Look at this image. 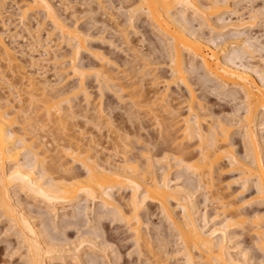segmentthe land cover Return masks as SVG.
I'll use <instances>...</instances> for the list:
<instances>
[{
  "label": "bare ground",
  "instance_id": "6f19581e",
  "mask_svg": "<svg viewBox=\"0 0 264 264\" xmlns=\"http://www.w3.org/2000/svg\"><path fill=\"white\" fill-rule=\"evenodd\" d=\"M131 1L122 0L120 4L124 5V2L129 4ZM206 1L207 3L204 6L199 3V0H133L132 4H129L130 6L125 7L129 11L126 22L124 23L123 21L121 23L113 16L112 9L115 6L113 5L114 7L110 9L112 12H108L105 10L103 0H89V2L80 4L78 7L65 4L64 0H60L57 7L53 0H0V9L2 10L10 2L12 6H16L15 14L18 16L19 24L31 40L28 45L30 47L15 43V37L18 34H13L9 28V23H1L0 74L2 70L3 72L8 71V74L14 70L13 72L16 71L18 74V79L12 78V80L17 81V83L14 82L15 85L11 84L8 78L0 76V85L7 90L5 95H0V214L16 228V237L20 238L21 244L25 245V264H50L48 257L54 246L47 239L48 233L45 231L48 229L47 225L43 230L36 227L34 222L30 220L31 213L27 211V203L24 204L16 197V190H11L14 188L20 190L33 202L42 205L39 214L37 213L40 217L50 215L52 220L57 218L60 205L73 203L80 205L81 207L73 208V214L71 213L72 219L77 220L78 217H84V219L86 218L85 216L89 215L93 217L95 214V203H99V206L111 214L113 220L125 226L128 232L132 233L133 244L139 252L137 255L139 258L140 255H143L141 256L142 258L144 255L147 256L146 252V254H141L143 253L141 248L149 245V236L141 232V220L138 216L141 211L147 209V203L158 205L165 221L177 233V243L180 246V250L174 254L178 255L180 253L184 259L182 264H249L245 256L243 258L241 256L242 259L239 256L237 258L235 255L233 256L230 251L232 246L229 245L232 240L231 229L235 226L244 227V225L251 227L250 230L253 235L251 236L254 237L255 246H257L264 257V223H258L261 216L258 213L254 215L248 213L250 215L248 217L245 214L246 212L243 213L241 211L246 201L264 205V164L263 156L259 149L260 136H258L257 132V127L264 126L261 118L262 114H264V44L260 40L248 37L245 33L246 29L253 27L254 17L245 21L238 16L235 21L225 22L221 19L223 14L230 13L237 16L236 11L230 9L228 0ZM91 3L94 4L92 5ZM61 8H64V12H69L70 16H74L75 13H79L83 17L88 16L87 19L91 20L93 25L97 24L99 20V17L95 18V15L103 13L114 32L119 34V39H123V42L125 41L128 44H131L128 36V32L131 31H128V28L133 26V18L144 15L154 25L159 35L163 36L164 42L168 41L169 45H167L166 56H164L165 60H168L167 62L163 56L154 58L155 54L149 53V50L148 52L144 51L145 54L142 53V50L141 53L137 52L140 54L137 58L142 62V65L138 66L137 64L140 62L136 63L134 61V68L137 66L139 69L140 66H143L145 69L141 67V70L144 69V72L142 71L141 75V71L136 68V71H139L137 74H140V76H137V74L132 75L136 73L132 65L130 71L133 73L130 75L122 74V83L118 85L119 90H116L122 91L121 93L123 91L127 92L125 96L129 100L127 104L129 108L125 112L128 113L129 122L131 120L132 122L138 121L139 112L143 114L146 111L149 117L146 116L145 118H148V121L149 118L150 120L152 119L155 124L159 125L158 129L162 125V127H165V132H169V135L170 132H173V134L177 133V136L171 134L176 137L175 139H169L172 136L170 135L169 137L167 135L169 141H166L172 142L173 140V142L166 145L172 147L169 144H175L172 147L173 149H171L165 145L167 142L164 141V137L167 139V133H163L164 130L162 132L161 128L158 130V134L162 133L165 135L162 137L166 146L165 150L173 151V156H170L171 152L170 154L168 153L169 155L164 152L165 155H163L160 162L170 163L171 159L174 160V166L180 167L179 169H183L191 175L188 181L183 184L174 183L168 177V170L171 168L169 169L167 164H165L167 167L165 166L166 169H163L162 175L160 177L156 176V172L153 171L156 159L154 158L153 160L151 158L150 151H147L149 156L147 153L146 155L143 154L142 151L144 150L139 153L140 156H137V158H129L127 156L123 147L127 146L129 137L134 136L136 138L132 139H135L139 144V141L142 140L140 139L139 129L142 130L141 127L143 126L136 129L134 128V122H131L130 128L124 125L115 126L110 117L108 119L104 118L107 117V114L104 115V108L101 107L103 106V103L101 104L103 96V87L101 88V85L106 87L110 84L109 86H112L110 88H114L118 84L116 82L118 81L116 80L117 77H115L117 72L115 73L116 75L114 73L111 75L109 71L111 72L114 69L116 71L119 66L117 67L111 59L100 52L92 54L96 60L94 65H77L76 61L80 53L87 50L88 37L77 27L69 26L66 22L67 18H62L59 13ZM188 9L193 15H200L204 19L201 25L206 24L211 32H214L215 28H217L218 31L216 30L215 33L218 38L215 40L210 38V40L197 34L191 28L189 16L187 15ZM38 11H43L42 17H39L42 20L37 22L36 27L32 28L29 23L30 16L33 15L36 18L35 15H37L36 12ZM211 17L216 18L214 20ZM210 19L214 20V24L221 23L220 26L217 27L208 23L207 20ZM46 21L50 22V27L45 26V28L48 27L45 30L44 23ZM102 25L105 26V23H102ZM43 29L47 38L44 39L45 43L42 45L41 41L43 39L40 32ZM229 30L232 31L230 32ZM46 39L49 40L47 41ZM125 42L124 44H126ZM61 44L68 48L65 52H61L63 50L60 48ZM37 47H40L43 53L38 58L33 57L31 53L30 55L27 54L29 60L26 61L24 52L30 50V52H34ZM154 51L152 52L155 53ZM184 52H187L193 60H199L201 68L213 80L218 82L219 88L225 91L224 95L232 97L236 94L242 95L244 103L242 113L241 115L237 113L239 111L235 113L239 115L237 118L239 123H241V126H239L241 131V153L233 149L235 142L230 139L231 134L229 131L233 124L225 125L218 117L215 116V118L212 115L209 108L196 101L185 76L188 72L184 60ZM222 56L224 57L222 58ZM257 56L263 67L248 65V63L246 65V61H253ZM135 60L137 59L135 58ZM43 61L50 62L56 69V75L58 74V76L54 82L44 77V73H40L39 69L32 70L33 66L41 64L40 62ZM124 63L126 64V62ZM105 67H113L114 69L109 70V68ZM165 67L167 74L163 75L160 70ZM189 68L191 72L195 70L193 61L189 63ZM254 74L257 75V78ZM67 77H69L68 79L75 78L76 84L68 86V88L64 86L65 90L60 84ZM88 77H94L95 82L97 81V84H100L98 88L101 89L99 90L100 98L97 96L100 102L98 101V104L95 103L96 105L92 104L93 108H89L91 106L90 101L93 99L85 88V79ZM144 77H149L150 83L147 82L151 89L154 88V94L150 92V87H146L149 91L144 89L145 85H142V82L144 81L143 83H145L146 81ZM206 82L207 80L203 79L201 86L204 87ZM56 84L61 87L56 89ZM178 84L186 89V95L184 96L183 94V97L180 95L181 92H169L172 86L177 87L179 91ZM17 85H22L23 88L20 87V89L26 90L25 93H27V98L29 99L27 101L28 104L23 105V100L13 94L18 87ZM136 86H139V88ZM155 88H160V90ZM116 90L114 92L117 93ZM80 95L84 96L82 100H85V108L83 111L79 109L73 111L74 106L71 103ZM35 101L44 103L41 108L43 117L46 116L45 118L50 123L57 125L62 134L65 129H70L72 125L83 124L81 129L77 125L78 131L75 127L77 131L75 135L69 136L70 133L68 135L64 133V135H67L68 141H65L67 144L65 143L63 152L61 151L62 155L64 154L73 162V165H79L81 171L73 168L70 164L68 165L69 162H60L59 160L62 158L56 159V157H53L55 159L53 160L52 158L50 162L45 161V156H42L43 159H41V152L38 149H44L47 144L45 142L43 145L42 142L44 141L39 142L42 137H38V132H44L46 126L43 125V127L41 125L42 122L37 115L38 112L34 110L35 107H38L35 105ZM124 102L121 101L125 105ZM76 105L78 106V104ZM33 106L35 107L33 108ZM106 108L109 109V106ZM144 108H146L144 112L143 110L141 111ZM80 109L82 108L80 107ZM259 113L261 114L259 115ZM258 119L262 120L258 121ZM140 120L142 119L140 118ZM87 125H90V128L97 133L107 128L108 134L115 135L110 147L114 154L108 153L112 152L108 150L107 154L104 155L106 148H102L101 144L95 140L96 138L94 139L93 133L90 134L92 137L86 139L83 134L87 132L84 131L83 133L82 129L83 127L86 128ZM105 139L108 138L105 136ZM43 151L42 154L47 152V150L46 152ZM26 152L31 154L33 162H35L34 165L30 164L29 160L31 159L26 160V156H24ZM116 153L122 154L118 162L113 161L118 156ZM139 159L144 162H139ZM158 162L156 161V164L160 165ZM5 163L8 164V168H6ZM35 166H38L37 169L39 170ZM215 173L217 177L219 173H238V177L235 178V182L227 180L224 185L220 179L219 182L217 181L218 178L215 177ZM230 183H235V185L239 183L237 184V186H240L239 191L227 192V189L231 187ZM249 187L253 188V193L250 194L249 199L238 200L240 195L243 196L242 193L244 191L247 192L250 189ZM202 188H205V190L206 188L209 189L213 203L219 204L221 213L218 216L223 215L222 220L214 217V220H212L211 218L210 220L213 222L210 227H208L209 216L207 217L205 213H202L203 215L198 214L199 208L194 198V191ZM124 189L129 190V196L125 198L122 197ZM87 202L92 203L93 208L87 205ZM102 215H105V213ZM86 222L91 223V220L87 219ZM209 223L211 224V222ZM97 237L95 236L93 239ZM93 239L91 241L88 240V243L95 247ZM82 242L81 244H83ZM158 243L160 245L158 244L156 252L153 251L152 254L155 255L157 253L160 255L156 254L158 257L152 256L155 259L150 264H169L168 256L170 257L173 254L166 250L167 243L165 244L163 240L158 241ZM147 247L149 248V246ZM104 248L106 249V247L102 249ZM104 250L103 252H105ZM149 256H151V253H149ZM146 260L149 261L147 258L142 264H147ZM91 264L95 263L91 261Z\"/></svg>",
  "mask_w": 264,
  "mask_h": 264
},
{
  "label": "rangeland",
  "instance_id": "374dc122",
  "mask_svg": "<svg viewBox=\"0 0 264 264\" xmlns=\"http://www.w3.org/2000/svg\"><path fill=\"white\" fill-rule=\"evenodd\" d=\"M59 1L60 0H53V2L56 4V7L59 5ZM103 1L105 4L104 6H105L106 11L110 12L111 11L110 9L115 6L114 9L116 8L117 10L112 9L113 12L111 11L113 13V16L115 18H117V20H119L121 23L123 21H124V23L126 22L127 14H129L128 13L129 11L125 7H128L129 4H132L133 0L129 4H128L129 1L126 3L124 2V5L120 4V1H122V0H110V1L109 0H103ZM64 2H65V4H69V6L72 5V6L78 7L80 4H83L85 2H89V0H64ZM199 3L205 6L207 1L206 0H199ZM228 3L230 5V9L236 11L237 16L230 14V13H225L221 16V19L224 20L225 22L230 21V20L235 21L238 19V16H240V19L248 21L252 17H254L253 20H255V22H253V24L251 22L253 27L246 29L245 33L248 37L260 40V42L264 44V0H228ZM91 4L93 5L94 3H91ZM120 5L123 7L121 8ZM10 6H12L11 2L7 3L4 6L3 10L0 9V30H1V23L2 24L3 23H9L10 24L9 28L11 29L13 34L14 35L18 34V36L15 37V40H16L15 43H18L19 45H23V46H28L30 44L31 40L29 39V36H27L26 32L22 29L21 25L19 24L18 16H16V14H15V12H16L15 7L16 6H12V8H10ZM63 10H64V8L63 9L61 8L59 13L61 14L62 18H67L66 22L69 24V26L77 27L84 35H87V37H88V39L86 38L88 40L87 48H86L87 52L83 51L80 53V55L76 61L77 65H79V66L80 65H83V66L94 65V63H96V60H95L94 56H92V54L100 52V53H103L104 55H106L109 59H111V61L114 62L117 67L119 66L118 67L119 69L118 70L116 69V71L113 67H111V68L105 67V68H109V70L114 69L111 72L108 70L111 75H113V73L115 74L117 72V75L115 74L116 75L115 77H117L116 80H118V81H116V82H118V84L115 83L117 85H115L114 88H110V87H112V86H109L110 84H108L106 87L101 85V88L103 87V89H102L103 96L101 98V101H102L101 104L103 103V106H101V104H100V106L104 108V115L107 114V117H104V118L108 119V117H110L111 121L114 123L115 126L116 125H124L127 128H130L129 126L131 125L132 120L129 122L128 115H127L128 113L125 112L128 110L127 108H129V106L127 105L129 103V100L125 96V94L127 92L123 91V93H121L122 91L121 92L118 91L119 90L118 85L122 83V80H121L122 74L130 75L133 73L130 71V68H132L133 64L135 65L134 61H136V63L140 62L137 58L140 54H138L137 52L141 53V50L143 51L142 52L143 54H145V52H148V50H149V53H152L153 55L155 54L154 58H156L158 56H161V57L166 56V48L168 47L167 45H169L168 41L164 42L163 36L159 35V33L157 32L154 25L144 15L133 18V22H132L133 26H131L132 28L131 27L128 28V31H131V32H128V34H129L128 36H129V40H130L131 44H128L124 41L128 45L127 46L126 44H124L123 39H119V34L114 32L109 21H107L108 19L105 16H103V13L101 14L98 12L99 14H96L98 16L95 15V18L99 17L98 18L99 24L97 23V24L93 25V23H91L92 21L87 19L88 16L83 17V16H80L79 13L78 14L75 13L74 16L73 15L70 16L69 12H67V11L64 12ZM38 12H36V14L38 15V16L35 15L36 18L33 15L30 16L29 23H30V26L32 28H34V26L36 27L37 22L42 20V18H39V17H42L41 14H43V11H38ZM108 12H106V13H108ZM190 12L191 11L188 9L187 15L189 16L190 25H191V28H193L197 34H199L203 38L205 37V39L211 38V39L215 40L218 38L216 33H215L216 30L218 31L217 28H215L214 32H211L210 29L206 26V24L201 25V23H203L202 21L204 19L200 15L199 16L193 15ZM100 16H103L104 18L100 17ZM80 17H82V18H80ZM215 18L213 17L212 19L215 20ZM212 19L207 20L208 23H210L211 25L212 24L216 25L217 27L220 26L221 23L218 22V23L214 24L213 23L214 20H212ZM101 21H103V22H101ZM45 23H44V28H45V26L50 27L49 21H46ZM102 23L103 24L105 23V26H107V25H110V26L105 27L104 25H102ZM48 27L45 28V30L48 29ZM111 30H113V31H111ZM41 31L42 32H40V35H41V38L43 39V41H41V44L43 45L45 43L44 39L47 38V35H46L44 29ZM229 31L231 32L232 30H229ZM230 32H229V34H230ZM88 34H89V36H88ZM46 40L48 41L49 39H46ZM10 41H11V39H10ZM132 44H134V45H132ZM28 47H30V46H28ZM128 47H130V48H128ZM60 48L63 49L61 52H65V50L68 49L63 44H61ZM88 48H89V51H88ZM30 51L24 52V59L26 61L29 60L28 55H30V53L33 57L35 56L36 58H38V56L43 53V51L40 47H37L34 50V52L33 51L30 52ZM152 51H154L155 53H153ZM160 53H161V55H160ZM146 54H148V53H146ZM183 54H184V60H185L186 67H187L186 69L188 72L185 74V76L187 77L188 85H190V88L193 91V94H194L196 101L204 104L207 108H209L210 112H212V115L214 117L215 116L218 117V119L221 120L225 125L233 124L232 128L230 127L231 129L229 131L231 134L230 139L233 142H235V146L233 147V149L236 152L241 153V148H242L241 142H240L241 131L239 129L240 128L239 126H241V123H239V119L237 117L239 115H241L242 108L244 107L242 95L236 94L234 97L229 96V95H224L225 91H223V89L219 88V85H217L218 82L213 80V78H211V76H209L201 68V66L199 64V60H197V59L193 60V58H191V56L188 55L187 52H184ZM223 57L224 56H222V58ZM44 58H46V57H44ZM135 58L138 61L135 60ZM164 60H165V57H164ZM191 60L193 61V65H195V70L192 71L193 73L191 72V70L189 68V63L192 62ZM165 61L167 62L168 60L166 59ZM124 62H126L127 65ZM40 63L41 64L33 66L32 70L39 69L40 73H42V74L44 73L43 74L44 77H46L48 80L54 82L58 76V74L56 75V69H54L53 65L50 62L43 61ZM141 63L142 62L138 63L137 65L138 66L142 65ZM245 63H246V65L248 63V65L249 64L252 66L256 65V67L259 65V67H263L260 60H258V56L255 57V59L253 61H246ZM134 65H133V68H134ZM135 67L137 68V66H135ZM141 67H143V66H140V68L139 69L137 68V69L139 71H141L140 74L142 75V71L144 72L145 67H143L144 69L142 68L143 70H141ZM136 68H134V72L137 70ZM139 71H136V73H134L132 75L137 74V72L139 73ZM160 71H162L163 75L167 74L166 67L161 69ZM7 72L8 71L3 72V70H2L0 76L2 75L3 77L8 78L9 79L8 81H10L11 84L17 83V81H14L15 78L18 79L17 78V76H18L17 72L16 71L13 73L9 72V74ZM140 74L139 75L137 74V76H140ZM160 74H161V72H160ZM254 76L257 78V75L254 74ZM12 78H14V79L12 80ZM68 78L69 77H67L66 79H64L63 82H61L60 85L63 88H64V86H65V88H68V86H72L73 84H76L75 78H72V79L71 78L68 79ZM203 79L205 81L207 80V82L204 83L205 84L204 87L201 86V84H203ZM144 80H146V81H145V83H143L144 82L143 81L142 85H145L144 89H146V87H150L148 84L149 77L148 78L144 77ZM199 81H202V82H199ZM99 85L97 84V81L95 82L94 77H88L85 79L86 92L89 93L90 97L93 99V100L91 99L92 101H90L91 106H89V108H93L92 104L96 105L100 102L98 100L100 98L99 90H101L100 88H98ZM138 85L142 86L141 84H138ZM61 86H59V84H56L55 88L58 89ZM117 86H118V88H117ZM20 87H22V85L18 86L16 88V90H14L13 94L15 96H18V98H20V100L21 99L23 100L22 101L23 105L28 104L27 101H29V99L27 98V93H25L26 90L24 91V89L22 90L23 87L21 89H20ZM136 87L139 88V86H136ZM178 88H179V91L177 90V87L172 86V87H170L169 92H176V93L181 92L180 95L182 96L184 94V96H185L186 95V89L180 84H178ZM114 89L115 90L118 89V90H116L117 93L114 92L115 91ZM153 89H151V87H150V92L152 94L155 93V92H153L154 91ZM155 89L160 90V88H155ZM128 90H130V89H128ZM146 90L149 91L148 88ZM6 93H7L6 88L4 89L0 85V95H5ZM116 94L117 95L120 94V95L117 96ZM118 97H120L121 99ZM83 98H84V96L82 97L80 95L74 101H72L71 104L74 106L72 109L73 111L74 110L76 111L78 109L83 111V109L85 108V104H84L85 100L83 101L82 100ZM24 99H25V101H24ZM179 100H181V99H179ZM121 101L122 102L125 101L124 103L126 106L123 103H121ZM91 102H93V103H91ZM42 104H44V103L43 102H41V103L36 102L35 105L38 107L33 106V108L35 107L34 110L35 111L37 110L36 112H38L37 115H38V117H40L39 119H41L40 120L42 122L41 125L42 126L45 125L47 127V128L45 127L44 132L42 131L44 134L41 131H40L41 133L38 132V137L39 138L42 137L39 140V142L44 141V142H42V144L45 142H46L45 144H47L46 145L47 147L44 146L46 148L47 152H46V150H44L45 148L42 150L38 149L41 152V159H43L42 156L43 157L45 156L44 157L45 161L47 160V162H50L53 157H56V159L62 158L59 160L60 162H65V161L67 163L69 162L68 165L70 164L73 166V168L77 169L78 171H81L79 165H77V164L73 165L72 164L73 162H71L70 159H68V157L64 156V154L62 155V152H63L62 150H63V147L65 146V143H66L65 141H68L67 135L69 133H70L69 136L72 134L75 135L76 132L78 131L77 125H78V128L81 129L83 124L78 122L79 124H77V125L75 124L76 126L72 125L71 128L68 126L70 129L67 128V129H65V131L62 130L63 131V134H62L60 129H58L57 125L52 124V122L50 123V121L45 118L46 116L43 117L44 116L42 114L43 110L41 109ZM76 104H78V106ZM108 106H109L110 110L106 108ZM80 107L82 109H80ZM145 109L146 108L141 109V111L143 110V112H144ZM122 110H123V112H122ZM237 111H239V112H237ZM236 112L239 115L235 114ZM109 113L112 115H110ZM140 113L141 112H139L140 116H138L139 122L133 121L135 123L134 124L135 126L133 124H132V126H134V128H136V129H139L141 126H143V127H141L143 131L141 129H139V134L141 137L140 139H142L143 141L140 140L139 144H138L135 141V139L134 140L132 139L135 136L129 137V139H128L129 141L127 143V146L125 148L123 147V149L126 150L127 156L129 158H132V157L137 158V156H140L139 153L142 150H144V151H142L143 154L146 155V153H147L148 156L150 154V156H151V158H153V160H154V158L156 159L154 161L155 167H153L154 168L153 171L156 172L155 173L156 176L160 177L162 175L163 169H166V167L168 165L169 169L171 168L170 170H168V173H169L168 177L174 183L183 184L186 181H188L191 178V177H189L191 175L188 174V172H186L185 170L179 169L180 167L178 168L177 166H174L175 165L174 160L171 159L172 161L170 160L169 161L170 163H165V162L161 163L160 162L161 159L163 158V155H165V154H168V153L170 154V152H171L170 156H173L172 155L173 151L165 150L166 146H167V148L173 149L172 147H174L173 145H175V144H169V146L172 145V147L171 146L168 147V145H166L168 143L173 142V140H172V142L171 141L167 142V141H169L168 137H167V135H169L168 134L169 132H165V127H162V125H160L161 131L163 132V130H164L163 133H165V134L167 133L166 134L167 139L164 137L165 136L164 134L161 133L163 136L161 134H158L159 133L158 130L160 128L158 129L157 127H159V125L155 124L152 119H151L152 120L151 121L149 118V121H148V118L147 119L145 118L146 116H148L146 111L144 112L145 114L144 113L140 114ZM260 114L261 113H259V115ZM126 115H127V117H126ZM140 118L142 120H140ZM259 118H260V116H259ZM261 118L263 120L258 119V121L262 120L264 122V114H262ZM152 123H154V124H152ZM80 124H82L81 127H79ZM136 124H137V126H136ZM75 127H76L77 131H76ZM72 128L75 130H73ZM89 128H90V125H87L86 128L83 127L84 130L82 129L83 133H84V131L88 133V134L87 133L83 134L86 136V139L92 137V135H90V134L93 133L94 139L96 138L95 140L99 144H101L102 148H104V149L106 148V151L104 150L105 151L104 155L107 154L108 150L112 151V152H108V153L114 154L113 150H111L112 148L110 149V147L112 146V140L115 139V135L114 134H108L107 128L102 129L100 133H97V132L93 131V129H91V128L89 129ZM162 128H164V129H162ZM66 130H68V131H66ZM48 132H50V133H48ZM257 132H258V136H260L259 137V141H260L259 142L260 143L259 149H260L261 155L263 156V164H264V126L257 127ZM64 133L67 135H64ZM41 134L44 136H42ZM49 134H51V135H49ZM171 134L173 136H177V133L173 134V132H170V135ZM170 135H169V137H170ZM105 136L108 139H105ZM142 136H143V138H142ZM173 136L169 139H172V138L175 139L176 138ZM162 137H164V141L167 142V143H165L166 146L164 145V141H163ZM174 143H176V141H174ZM151 149H152V151H151ZM43 150L46 153L42 154ZM147 151L148 152L150 151L151 153L149 152V154H148ZM164 152H165V154H164ZM27 153L28 152H26V154L24 153V156H26V160L31 159V160H29L30 164L34 165L35 162H33L34 160L31 157V154L30 153L27 154ZM116 154L118 156L116 158H114L113 161L118 162V160H120V157H122V154L121 153H116ZM124 156H126V154H124ZM27 157H28V159H27ZM138 158H140V157H138ZM22 159H23V157H22ZM54 159L55 158H53V160ZM62 160H64V161H62ZM21 161H23V160H21ZM138 161L144 162L141 159H139ZM156 161H159L158 163L160 165L156 164ZM6 164L7 163H5V166H7L6 168H8V164L7 165ZM165 164H167V165H165ZM36 165H37V163H36ZM171 166H173V167H171ZM35 167H36V169L38 168V166H35ZM37 170H39V169H37ZM223 174H225V175H223ZM223 174H220V173L217 174L218 177L216 176V173L214 175H215V177L218 178L217 181L219 182V179H220L221 182H223L222 184H224V185L226 184L227 180L228 181L230 180L231 182L232 181L235 182V180H236L235 178L238 177V173H228V174L223 173ZM219 175H221V177H219ZM177 178H178V180H177ZM221 178L223 179V181ZM221 182H220V185H221ZM230 184H231V187L229 189H227L228 190L227 192H229V191L232 192L233 190L239 191L240 186H237V184H239V183H236V185H235V183H230ZM249 188L250 189L247 192L244 191V193H242L243 196L242 195H240V197L238 196L239 197L238 200H240V199H246L247 200V198L249 199L250 194L253 193V188H251V187H249ZM11 190H16V193L18 194V195L16 194V197L19 200H21V202H23L24 204L27 203L28 207H30V208L26 207L27 211L28 212L30 211L29 213H31V215H30L31 219L30 220L32 222H34V224L36 225V227L38 229L43 230L47 225L48 229L45 230L48 233L47 239L50 241V244L52 246H54L52 252L50 253V255L48 257V259L50 260V264H91V261L94 262L95 264H142V262L145 261V259H147V258L149 260V261L146 260L147 264H150L151 262L154 261V259H155L154 257H158L157 255H160L157 253H156L157 254L156 255L154 253L156 255L155 256L152 254V252L153 251L156 252V249H157L156 247H158L160 245L158 243V241H162V240L164 241L165 244L167 243L166 244V246H167L166 250L171 252V254H173L172 256L170 255V257L168 256V259H169L168 263L169 264H182L184 262V259L182 258L180 253L178 255L174 254L175 252L180 250V248H179L180 246L177 243L178 242L177 241L178 236L176 235L177 233L172 228V226L169 225V223L167 221H165L163 214H161V211L159 210V207L156 204L147 203V209L141 211L138 215L140 217V220H141V230H142L141 232L143 234H147V236H149L148 237L149 238L148 239L149 245H147V246H149V248L147 246L146 247L144 246L145 248L142 246L141 252H143V253H141V252L140 253L141 254L147 253L146 254L147 256H149V253H151V256H149L150 258L144 255V257H146V258L143 257L144 258L143 259L141 257L143 255H140V258H139V256H137L139 254V252L137 251V248H135V245L133 244L134 239H133L132 233L131 232L129 233L128 230L125 228V226H123L122 224H119V222H117L116 220H113V217L111 216V214H109L108 211L106 212L103 207L99 206L98 205L99 203H95V207H94L95 208V212H94L95 214L93 215V217H91L92 215H89L90 217L85 216L86 217L85 219L91 220V223L86 222L84 217L83 218L78 217L77 220L72 219V214H73L72 209L78 208L77 206H80V205H76L75 203L70 204V205L69 204L60 205L59 206L60 210L58 209V212H57V218L55 220H52L50 215H43L41 217L38 215L40 210H41L40 207L42 208V205L40 203L33 202V200H31L29 197L24 195V193L20 192V190H18L17 188H14ZM193 190H195V189H193ZM194 192H195L194 198H195L196 204L199 208L198 214L200 215L202 213H205V214H207L206 215L207 217L209 216L208 219H209V222H211V224L208 222V224H209L208 227H210V225H212V222H213L212 220H214L213 217L215 219L220 218L222 220L223 215L221 214L222 215V216L220 215L221 217L218 216V214L221 213V210L218 206L219 204L216 202L213 203V200L210 197L212 195L209 193V189L206 188V190H205V188H202L201 190H195ZM128 196H129V190L124 189V191L122 192V197L125 198ZM87 205H89L90 207L93 208L92 203L87 202ZM98 207H101V208H98ZM242 208L243 209L241 211L243 213L246 212L245 214H247L248 217H250V215H252V214L254 215L255 213L256 214L258 213L261 216L260 221L258 223L259 224H261V222H262V224L264 223V205L263 204H256V203L254 204V203H250L249 201H246ZM176 209L179 211L178 208H176ZM218 209H219V211H218ZM104 213H105V215H102ZM37 216H39V217H37ZM211 218H212V220H210ZM200 221H201V219H200ZM246 227H247L246 225H244V227L235 226L233 229H231L232 230L231 231L232 240H231V243L229 244L232 246V249H230L231 254L233 256L235 255L236 258L239 256L240 259H242L245 256V258L248 259L249 264L250 263L251 264H260V263L264 264V257H263V255H261L257 246H255V242H254L255 240H253L254 237H252L253 235H252L251 230H250L251 227L250 228H249V226L247 228ZM144 231H145V233H144ZM93 233H94V236H93ZM95 236H98V237L93 239V237H95ZM89 238H91L95 241V242L93 241V243L95 244V247L97 246L96 248L89 245L88 240L91 241V239H89ZM79 240L83 241L82 242L83 244H81V241H79ZM85 240H87V241L85 242ZM97 244H99V245H97ZM103 247H106V249L105 248H104L105 250L102 249ZM25 249H26L25 245L21 244V239L16 237V228H14V226L12 224H10V222H8L7 219L4 218V216L2 214H0V264H25V260H26ZM103 250L105 252H103ZM152 256H154V257H152ZM241 256H242V258H241ZM261 261H263V262H261Z\"/></svg>",
  "mask_w": 264,
  "mask_h": 264
}]
</instances>
